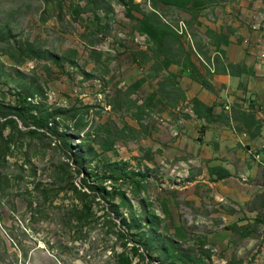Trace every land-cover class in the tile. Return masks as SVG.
<instances>
[{
    "label": "rangeland",
    "instance_id": "obj_1",
    "mask_svg": "<svg viewBox=\"0 0 264 264\" xmlns=\"http://www.w3.org/2000/svg\"><path fill=\"white\" fill-rule=\"evenodd\" d=\"M205 1L155 9L152 0H0V264H163L164 237L213 264H264L261 131L244 145L232 139L248 129L199 119L192 99L169 105L139 28L151 11L177 31L184 23L181 42L208 78L218 57L230 62L209 28L259 62L264 0ZM169 71L180 85L191 77L181 64ZM19 96L58 111L55 125L87 169L74 170L60 135L7 125ZM215 165L231 175L215 180Z\"/></svg>",
    "mask_w": 264,
    "mask_h": 264
},
{
    "label": "trees",
    "instance_id": "obj_2",
    "mask_svg": "<svg viewBox=\"0 0 264 264\" xmlns=\"http://www.w3.org/2000/svg\"><path fill=\"white\" fill-rule=\"evenodd\" d=\"M153 8L157 9L160 3L166 5H174L182 9H190L192 7L200 8L204 6L205 0H152ZM128 13L131 17H135L132 14V10L129 9ZM136 18V17H135ZM140 30L145 33L150 41L152 55L149 56V60L154 59L150 69L160 76L163 73V79L159 81L158 94L161 98L167 99L169 105L177 106L180 102L187 101V94L185 89L177 81L178 75L174 72H170L169 68L172 64H181L184 68L189 70L190 76L200 82L204 87L211 91H214L213 84L205 77L199 70V67L192 58V55L185 49L181 42L180 33L170 24L163 21L156 11L144 13V17L139 18ZM211 38L217 40L212 44L217 47V51L224 56L226 54L225 46L231 42V37L224 33H220L213 28H209L208 31ZM223 38V39H222ZM224 45V47H222ZM253 72V69L248 67L244 63L226 62L218 57L217 64H215V72L226 73L231 75H241L243 72ZM144 79H139L135 84L139 85ZM18 97V104L16 110L12 113H6V123L14 128H19L18 124L21 122L25 127H30L28 130L32 134L58 136V141L63 140L66 147L72 153V159L74 163V170L81 172L84 168H88L85 162V155L73 154V146L71 145V137L66 133L59 132L53 118L59 115L58 111H43L38 104H32L27 101V98ZM192 109L194 113L206 122L210 123L216 120L217 115L214 112V105L209 106L198 97L192 98ZM227 125L231 124V120H237L241 122L247 129L251 136H256L261 131L256 115L252 112L242 109L240 105L231 107L230 115L226 112H222L217 117ZM205 126V125H202ZM254 129V130H253ZM62 142V141H61ZM101 146L104 150L111 149V144L108 141H103ZM71 168L70 164H67ZM115 164L111 165L110 171H114ZM211 175H216L215 180L224 179L231 175V172L226 167L215 165L209 168ZM100 176V174H99ZM97 173L90 174L91 180L99 179ZM71 179V177H70ZM73 186V190L77 189L73 182L70 183ZM86 184L95 189V185L90 183L86 179ZM167 213H170L166 209ZM163 246L157 247L160 254L163 256V264H213L209 257H204L198 254L184 253L180 250L175 240L168 237L163 238ZM156 250V248H155Z\"/></svg>",
    "mask_w": 264,
    "mask_h": 264
},
{
    "label": "crops",
    "instance_id": "obj_3",
    "mask_svg": "<svg viewBox=\"0 0 264 264\" xmlns=\"http://www.w3.org/2000/svg\"><path fill=\"white\" fill-rule=\"evenodd\" d=\"M231 43L232 42H230V44ZM230 44L229 46H225L226 54L229 55L230 62L239 63L245 61L244 64H246L249 68L251 67L254 73L251 71L243 72L239 76L226 73H217L214 74V77H207L213 84L215 89L214 91H211L208 88L204 87L200 82L193 79L192 77H183L181 86L184 87L188 99L198 97L207 105H214V112L217 117L220 113H222L223 110L227 112L228 115H230L228 109L231 110V107H233V103L237 101L241 102L240 106L242 107V109L249 112H253L256 108H259V111H256L255 115L257 121L259 120L258 125L260 126L261 134L264 137V120L261 119V117L264 116V52L261 53L259 62L251 64L249 63V60L245 58V53L243 50L239 51V54ZM220 94L224 96V98H226V100L228 101L225 107H223L224 109L221 106L217 105V103L220 102ZM217 117L216 120L210 123L220 122L221 120ZM200 123L202 124L203 121H200ZM236 123L240 128H243L244 130L247 129L241 122L237 120H231V125ZM214 128L220 129L221 126L219 124H215ZM209 129L212 130L213 127ZM224 132L227 133V130H225ZM249 135L250 133L243 131L242 134L237 133L236 135H234L235 139L232 140L241 141L244 145L253 144L256 142L258 143V139H256L257 135L252 137ZM223 138L224 136H222L221 134V136L219 137L221 150L224 148V142L225 144H228L226 143V141H224Z\"/></svg>",
    "mask_w": 264,
    "mask_h": 264
},
{
    "label": "built area",
    "instance_id": "obj_4",
    "mask_svg": "<svg viewBox=\"0 0 264 264\" xmlns=\"http://www.w3.org/2000/svg\"><path fill=\"white\" fill-rule=\"evenodd\" d=\"M184 27H186V25L184 23H182V25H180V30H178L180 32V34L184 33ZM212 71H215L214 68H212Z\"/></svg>",
    "mask_w": 264,
    "mask_h": 264
}]
</instances>
